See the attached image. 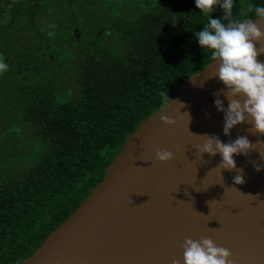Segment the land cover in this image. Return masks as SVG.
Listing matches in <instances>:
<instances>
[{"label":"trees","instance_id":"obj_1","mask_svg":"<svg viewBox=\"0 0 264 264\" xmlns=\"http://www.w3.org/2000/svg\"><path fill=\"white\" fill-rule=\"evenodd\" d=\"M110 0H0V264H20L98 182L124 137L212 54L198 43L209 15L195 0H128L110 12L114 47L90 37ZM264 0H233L225 23ZM60 63L53 68L51 63ZM26 72V73H25Z\"/></svg>","mask_w":264,"mask_h":264},{"label":"water","instance_id":"obj_2","mask_svg":"<svg viewBox=\"0 0 264 264\" xmlns=\"http://www.w3.org/2000/svg\"><path fill=\"white\" fill-rule=\"evenodd\" d=\"M252 20L264 31V18ZM217 69L212 59L189 75L127 134L102 178L20 264H183L186 237H211L234 264H264V133H251L246 121L224 134L214 102L227 89L213 77ZM218 98L227 109L223 92ZM205 134L224 143L246 136L253 149L234 155L237 170L222 169L219 153L202 158L197 150ZM157 149L173 158L159 161ZM238 174L243 183L234 182Z\"/></svg>","mask_w":264,"mask_h":264},{"label":"clouds","instance_id":"obj_3","mask_svg":"<svg viewBox=\"0 0 264 264\" xmlns=\"http://www.w3.org/2000/svg\"><path fill=\"white\" fill-rule=\"evenodd\" d=\"M195 4L201 12L210 14L203 30L196 32L195 36L199 45L204 50H210L213 60L218 62L213 77L218 76L227 89L221 90L228 100L227 109L218 98L221 92L215 94L217 99L214 102L217 109L225 114L224 134H230L231 128L246 121L253 125L249 129L251 133H264V62L258 59L260 54H264V31L252 19L225 23L223 18H211L217 5L223 8V17H231L233 0H195ZM252 12L256 17L264 18V6L249 5L242 14ZM7 69V63L0 57V74ZM160 119L165 124L175 123L167 115H161ZM200 136L204 138V142L197 147L201 157L204 153L212 156L219 153L222 157L219 166L222 169H236L234 155H247L253 149L246 136H240L230 143L222 142L215 135ZM156 157L159 161H168L173 158V152L157 149ZM242 171L239 169L240 173ZM234 182L243 183V175H236ZM182 248L183 264H234L230 259V249L217 246L211 237L198 240L186 237ZM171 264H181V261L173 259Z\"/></svg>","mask_w":264,"mask_h":264},{"label":"rangeland","instance_id":"obj_4","mask_svg":"<svg viewBox=\"0 0 264 264\" xmlns=\"http://www.w3.org/2000/svg\"><path fill=\"white\" fill-rule=\"evenodd\" d=\"M3 1H6V3L9 4V0ZM127 1L128 0H110L109 2H106V4L100 8V10L90 15L89 19L92 22L93 27L89 36L98 40H103L110 47H114V37L112 36V33L107 30L109 27L108 24L110 21V12L113 10L122 15V12L126 14H130L131 12L132 14L138 10L134 3L131 4ZM236 21H242V19L237 18L233 22ZM59 65L60 63H51L53 68H56ZM22 149L23 147L20 145V143L13 138L10 139L8 137H1L0 154H3L4 157H12L13 155L18 154L20 151L22 152Z\"/></svg>","mask_w":264,"mask_h":264}]
</instances>
